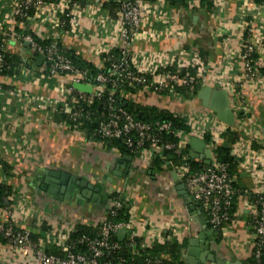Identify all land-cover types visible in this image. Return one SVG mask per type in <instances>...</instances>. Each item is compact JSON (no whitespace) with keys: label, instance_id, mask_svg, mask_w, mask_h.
I'll list each match as a JSON object with an SVG mask.
<instances>
[{"label":"crops","instance_id":"crops-1","mask_svg":"<svg viewBox=\"0 0 264 264\" xmlns=\"http://www.w3.org/2000/svg\"><path fill=\"white\" fill-rule=\"evenodd\" d=\"M208 1L212 12L200 7L197 0L196 6L189 11L167 6V15L181 31L179 38L136 41L130 48V53L136 55H172L186 49L195 50L198 56L201 53L205 62L200 56L204 68L198 94L191 98L178 94L159 96L144 89L124 94L121 101L155 108L197 123L201 130L208 132L199 138L205 145L210 130L220 135L222 148L226 142L222 138L224 133L229 131L239 136L232 143L226 142L229 157L234 146L240 152L237 162L230 157L240 173L234 180L237 193L232 221L221 232L213 229L202 205L192 198L184 180L178 177L180 165L175 169L164 165L157 173L152 170V160L160 153L131 158L115 149H105L101 142L87 138L78 128L56 123L53 120L54 101L65 97L59 95L56 88L59 85L69 90L72 86L67 77L42 76L44 65L36 66L38 56L24 43L11 44L8 51L19 55L30 69L21 71L16 77H0L3 86L0 89V182L5 179V165L10 168L11 177L7 182L12 190L8 198L10 205L0 209V221L9 222L14 229L29 234H38L45 226L51 237L77 225L96 228L105 217L110 195L118 194L123 198V205L132 212L133 230L146 245L163 243L168 234L174 233L179 243L188 245L189 240H198L199 243L191 247V258L197 262L202 259L204 264H213L206 258L211 256L218 264L235 261L245 264L252 246L253 198L256 192L264 189V180H253L244 166L255 157L262 158L264 164V79L248 81L242 78L243 62L239 52L246 35L264 36V4L256 5L251 0H219L220 4ZM14 2L0 0V24L4 27L10 26L8 16ZM80 8L73 30L62 34L58 45L75 58L98 68L99 57L117 47L119 27L103 8L101 0L87 1ZM56 11L55 5L44 7L40 11L43 21L31 17L27 20L26 26L36 39L51 34L47 21ZM152 28L164 29L157 25ZM148 29L149 24L143 28L144 31ZM218 78L226 81L228 87H219ZM46 102L49 108H45ZM247 119L258 128L259 140L247 135L244 125ZM185 134L181 156L207 167L211 161L209 151L206 147L203 150L191 146L193 137L188 132ZM189 154L198 158H190ZM45 172L66 173L85 180L95 188H104L109 198L98 197L93 202L85 200L80 204L72 197L55 200L39 189ZM179 186L184 188L178 189ZM163 229H167V234L161 238L158 232ZM47 240L48 237L45 241L40 239L36 249L43 248ZM203 245L205 250L201 248ZM31 251L25 253L0 240V264H39Z\"/></svg>","mask_w":264,"mask_h":264},{"label":"built area","instance_id":"built-area-1","mask_svg":"<svg viewBox=\"0 0 264 264\" xmlns=\"http://www.w3.org/2000/svg\"><path fill=\"white\" fill-rule=\"evenodd\" d=\"M90 1V0H89ZM97 1V0H94ZM119 4V11L113 18L115 24L118 25L117 33V48L120 50V60L111 64L112 76H107L103 73H98L94 82H89L86 78V72L75 71L69 59L58 50V39L62 34L70 33L74 26V18L80 12V6L83 5V0H15L14 5L8 16L9 27H4L0 24V38L4 39V43L0 45V72L4 54L8 53V48L12 45L26 44L37 56L43 57V65L49 74L55 75L65 73L70 86L72 84H84L91 87V93L85 94L77 92L83 102H89L91 99H102L106 95L108 101H112L113 97L120 93L122 86L125 83H144L146 80L142 76H148L149 81L144 89L151 92L168 89L173 93L176 86L192 84L194 78H202L201 71L204 68L203 62L200 60L197 52L193 49L182 50L178 53L164 54L146 53L145 55L131 54L130 48L136 41H144L147 39H169L179 38L180 30L175 28L174 21L167 15V4L163 0L155 2H147L145 0H112ZM196 0H188L180 11H189L196 6ZM214 4H220L221 1L213 0ZM57 7L58 12L53 13L49 21H47L51 34L42 38V40H51V45L48 49H37V42L29 34H21L16 30L21 28L19 23L20 18H26L29 13L31 18L42 20L40 11L46 8ZM262 5V4H261ZM50 10V9H49ZM77 12V14H76ZM29 17V18H30ZM28 18V19H29ZM27 19V20H28ZM43 21V20H42ZM149 24V31H144L143 28ZM152 25L163 26V30L153 29ZM67 31H63L64 29ZM257 53V58H251L252 53ZM240 57L243 62L242 78L244 80L264 79V36L263 35H246L241 47ZM196 67L198 69L196 77H190L187 73L181 74V69ZM167 68H174V73L164 71ZM98 69H101L99 63ZM35 81V80H33ZM219 87L227 88V82L221 81L218 78ZM71 91H75L72 87L65 90L61 86H57L56 92L62 96L69 95ZM89 97V98H86ZM45 104V103H44ZM48 104V102H46ZM45 108H49L50 104ZM56 106L54 112L62 107V111L69 113L70 110L65 104L63 98H57L54 101ZM105 116H101L98 120V128L95 131L97 136L104 139H119L123 145L130 150H141L142 154L151 155L152 153H161L164 149L184 150V135L185 133L177 132L179 139L175 146L165 145L161 147L160 136L165 132H170L171 123L162 122L153 125L135 119L128 114L126 110L119 106H113L111 103L106 106ZM174 117H178L173 115ZM189 129L188 135L192 137L202 138L206 135L200 129L197 123L185 121ZM247 135L253 137L254 140H259L258 128L251 120H246L245 124ZM79 128V127H76ZM220 135L214 130H210L206 149L209 151L211 161L207 167L201 172L192 175L191 165L187 156H181V164L178 167V177L184 180L188 193L196 201H200L202 209L206 213L209 224L213 229L218 231L221 222L226 220V209L231 206L233 194V184L235 177L230 176L225 165L216 160L217 148H220ZM145 144L149 147L145 150ZM230 157L237 162L240 159V152L237 147L230 150ZM260 157H255L245 163L247 171L253 180H264V164ZM256 195L262 196L263 199L259 202V208L255 212V217L252 223V243L251 250L246 259L245 264H262L260 254L261 246L264 245V189L256 192ZM126 208L120 201H111L106 208L108 216H115V212ZM127 220L119 222H110L107 215L96 226L98 234L97 238L88 240L87 242L88 255L85 254H66L65 256L49 255L44 252L43 248L33 249L32 255L39 264H109L105 260L107 254L116 249L115 244H110L109 239L112 235L119 231H124V238L127 242H133L136 232L132 227V212L126 208ZM73 229L63 231L50 236L49 241L56 247H63L64 242L69 237ZM161 236L167 234V229L158 232ZM0 236L7 239L15 248L21 249L27 253L30 249L24 244L25 239L29 236V232H24L23 235L17 234L14 227L9 222L0 221ZM55 236V238H54ZM172 236H175L172 233ZM160 240V238H158ZM163 240V239H162ZM164 241V240H163ZM146 245V243H145ZM147 246V245H146ZM250 257L253 258L249 261ZM166 259L160 257L152 264H164ZM118 263H122V259H118Z\"/></svg>","mask_w":264,"mask_h":264},{"label":"trees","instance_id":"trees-1","mask_svg":"<svg viewBox=\"0 0 264 264\" xmlns=\"http://www.w3.org/2000/svg\"><path fill=\"white\" fill-rule=\"evenodd\" d=\"M41 1H48V0H41ZM89 0H83L85 4ZM147 2H155L157 0H145ZM169 8L172 9H179L185 5V2L188 0H163ZM200 4V7L203 6L206 8L208 12H212V7L210 5V2L208 0H197ZM256 5L264 4V0H251ZM101 3L103 5V8L110 14L112 18L116 16V13L119 11V4L112 0H101ZM32 14L29 13L26 18H20L18 21L21 25V28L16 30L17 32L21 34H29L31 35L35 41L37 42V49L45 50L48 49L51 45V40H40L36 39L31 32L29 31V28L27 25V19ZM63 31H67L65 28ZM0 45L4 43V39L0 38ZM58 50L64 54L70 61L73 69L75 71H84L87 75V80L91 83L94 82L95 77L98 73L106 74L107 76L113 77V72L111 69V64L115 63L116 61H119L120 56V50L117 47H113L112 50H110V53L106 55H102L99 57V63H101V69L96 68L95 66L89 64L88 62H85L81 59H77L74 56L70 54V52H67L60 48L58 45ZM202 58V61L205 62V56H203L201 53L199 55V58ZM257 53H252L251 58H257ZM200 58V60H201ZM45 68V67H44ZM30 69L29 65L21 59L19 55H15L14 53L8 52L4 54L3 62H2V69L0 72V77L4 78H12L19 75L21 71ZM164 71H167L169 73H174L176 70L174 68H165ZM198 69L196 67H191L188 69H181L180 73L184 74L187 73L190 77H196ZM262 72L264 73V68L262 69ZM42 76H49L53 77V75L49 74L48 70H45ZM65 77V73H58L55 74L54 77ZM146 80V84L144 83H125L120 92L116 94L112 101H108L106 98V95H103L102 99H91L89 102H83L80 98V96L77 94L76 91H71L69 95H66L64 97V102L69 108L70 112L65 113L62 111V107H59L58 110L55 111L53 120H55L56 123H65L68 124L70 127H79L81 131H83L86 134L87 138H92L95 141H99L102 143L105 149H115L117 150L121 155H127L131 158L140 157L142 155L141 150H130L127 149L124 145L122 140L119 139H104L100 136L96 135V130L98 128V120L101 118V116H105L107 110L106 106L107 104L111 103L113 106H119L126 110L128 114L132 115L135 119L146 122L148 124H155V123H162V122H170L171 123V130L170 132L163 133L162 136H160V146L164 147L165 145H177L178 144V137L176 135L177 132L187 133L189 132V129L186 126L185 120L183 118L174 117L173 114H170L165 111H159L155 108H147V107H141L132 103H127L125 106H123V102L121 101V98L124 94L129 93L133 94L136 91L144 90L145 85H147L149 81L148 76H142ZM2 85H0V89H2ZM202 88V80L200 78H194V81L192 84L189 85H183V86H176L174 88L173 93H171L168 89L160 90L158 92H154L156 95L159 96H169L178 94L181 95L183 98H191L198 94L200 89ZM89 98V97H86ZM238 135L234 132L227 131L222 135L223 140H225L228 143H232L233 141L238 139ZM252 146L255 147V145ZM152 147L147 146L145 144L143 150ZM184 152H178L177 149H164L162 148V151L160 154L156 155L152 160V170L157 172L161 171L162 166H167L168 168H177L182 160L181 155ZM216 160L225 165L228 169V172L230 176L235 177L236 179L239 178V172L237 169V164L232 161V159L228 156V150L220 147L218 151L215 152ZM186 154V153H185ZM222 156H225L226 158H222ZM191 165V173L192 175L201 172L206 166L202 164H197L195 161L189 160ZM3 174L5 176L4 181L0 182V209H6L10 205L8 198L12 194V190L10 185L7 182V179L10 178V168L3 165ZM236 190L235 186L233 184V194L231 199V206H229L226 209V220L221 222L220 227L218 228V232H221L223 228L228 225L233 217L235 212V200H236ZM263 199L262 196L255 195L253 198V204L255 205V212L256 208L257 210L259 208V202ZM111 201H120L123 202V198L120 197L118 194H111L109 203ZM196 201V200H195ZM199 205H202L200 201H196ZM127 210L126 208H122L115 212V216L110 215L108 216L107 210L105 211L107 215V219L110 222H119V221H125L127 220ZM205 216L206 213L204 212ZM255 217V216H254ZM254 220V218H253ZM253 220L251 221V227ZM17 234L23 235V230H17L14 229ZM217 231V230H216ZM50 230L43 226L41 231L38 234H29V236L25 239L24 244L27 246L28 249L33 250L40 246V239L41 241H45V239L50 238L51 233H49ZM97 228H92L90 226L85 225H77L73 231L70 233L67 240L64 242L63 247H56L47 242V244L43 247V250L45 253L49 255H59V256H65L66 254H85L88 255V248H87V242L85 239H88L89 241L92 239L97 238ZM170 237V238H168ZM0 240L2 243H6L7 245L12 246L10 243H8L7 239H4L0 236ZM110 244H115L117 247L115 250L110 251L105 260L109 262V264H152L155 260L159 259L160 257H164L166 259V262L164 264H186L184 253L187 249V243H179L172 235H169L166 237V240L163 241V243H154L151 246H146L144 241L136 234L134 237L133 242H127L125 238L119 239L117 234L112 235L109 239ZM260 254L262 258V264L264 262V245L261 246ZM122 259V263H118V259ZM253 258L250 257L249 261H252Z\"/></svg>","mask_w":264,"mask_h":264},{"label":"water","instance_id":"water-1","mask_svg":"<svg viewBox=\"0 0 264 264\" xmlns=\"http://www.w3.org/2000/svg\"><path fill=\"white\" fill-rule=\"evenodd\" d=\"M43 64V57L38 56L36 59V66H41ZM72 88L75 91L90 94L91 93V87L89 85L84 84H72ZM126 104H123L125 106ZM191 146H198L199 149L202 148L205 149V143L200 140L197 137H193L191 140ZM228 143L223 144V148L227 149ZM203 153V152H201ZM190 158H198L197 155H191L189 154ZM222 158H226L225 156H222ZM126 159V158H125ZM129 159V158H127ZM44 179L42 180L41 184L39 185V189L43 192H47L49 195L52 196L53 199L63 200L68 199L69 197L74 198L78 203L84 202L85 200L94 201L98 197L103 198H109V196L104 192V188H95L93 185L89 184L87 181L79 179V178H72L70 175L66 173L56 174L55 172H45L44 173ZM74 186V187H73ZM184 187L179 186L178 189H183ZM71 194V196H70ZM183 195H186V192L183 190ZM191 209H193L191 207ZM124 231H119L117 233V236L119 239H122L124 236ZM216 236V234H214ZM203 236L200 235L199 239H201ZM199 242L198 240H189L188 241V249L186 251L187 256L185 258L186 264H204L202 259H200V262H197L191 258L193 255L192 248L193 246L197 245ZM201 248L206 249V247L203 245ZM207 260L210 261L213 264H218V262L214 261L211 256H206ZM231 264H243L240 261H235Z\"/></svg>","mask_w":264,"mask_h":264}]
</instances>
